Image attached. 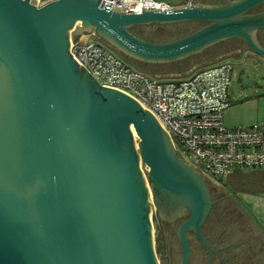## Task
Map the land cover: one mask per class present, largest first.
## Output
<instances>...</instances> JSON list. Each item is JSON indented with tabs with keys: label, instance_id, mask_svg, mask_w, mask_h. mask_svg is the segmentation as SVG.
I'll return each instance as SVG.
<instances>
[{
	"label": "water",
	"instance_id": "obj_1",
	"mask_svg": "<svg viewBox=\"0 0 264 264\" xmlns=\"http://www.w3.org/2000/svg\"><path fill=\"white\" fill-rule=\"evenodd\" d=\"M263 2L125 13L99 0H0V264H160L148 187L164 221L188 216L177 229L180 264L190 263L191 230L212 252L201 231L213 203L202 173L153 111L78 64L70 41L88 33L127 62L166 63L239 38L264 57L254 37L264 13L248 15ZM191 21L210 24L167 42L130 30Z\"/></svg>",
	"mask_w": 264,
	"mask_h": 264
},
{
	"label": "built area",
	"instance_id": "obj_2",
	"mask_svg": "<svg viewBox=\"0 0 264 264\" xmlns=\"http://www.w3.org/2000/svg\"><path fill=\"white\" fill-rule=\"evenodd\" d=\"M36 1L42 6L52 0ZM99 1L103 6L109 3V8H123L125 13L172 6L159 0ZM70 53L102 86L121 89L153 111L180 154L202 174L219 179L235 167H264V121L239 127L224 123V112L231 105L230 62L198 65L181 78L153 76L134 67L92 34L70 42Z\"/></svg>",
	"mask_w": 264,
	"mask_h": 264
},
{
	"label": "rangeland",
	"instance_id": "obj_3",
	"mask_svg": "<svg viewBox=\"0 0 264 264\" xmlns=\"http://www.w3.org/2000/svg\"><path fill=\"white\" fill-rule=\"evenodd\" d=\"M159 1L177 4L186 0ZM79 25H82L81 22H78L75 27ZM165 25L164 31L158 34L156 32H144L137 25L132 26L130 30L136 35V31L145 33L153 39V42H167L182 38L179 37L182 34L179 29L172 24ZM86 35L89 34L83 33L78 37ZM244 68L246 73L242 75L241 81H238L237 70L234 69L232 72L230 87L232 104L224 112V123L228 127L247 126L257 121H264V59L249 60L245 63ZM163 74L167 73H162L160 76H163ZM203 175L213 178L206 172H203ZM219 179L223 181L224 177ZM146 185L148 187L149 183L147 182ZM146 201L160 234V237L159 235L154 237L160 264H180L183 253L176 233L179 223H177L176 229L170 232L163 228L162 220L151 198L150 187H148ZM224 204L228 206L229 215H225L224 210L220 209L212 225L205 229L204 236L212 235L213 237V235H217L219 238L224 237L223 245H219L229 246L222 255L223 258L229 259L227 264H264V237L260 230L252 218L249 217V214L241 208L240 204L241 207L239 206L238 208L242 211V214L233 211L234 206L231 205L230 200L224 201ZM164 247L165 252L162 255V259L161 254L164 251ZM191 249L190 264H209L208 258L197 240L193 239ZM211 264H220V258L218 256L214 257Z\"/></svg>",
	"mask_w": 264,
	"mask_h": 264
},
{
	"label": "flooded vegetation",
	"instance_id": "obj_4",
	"mask_svg": "<svg viewBox=\"0 0 264 264\" xmlns=\"http://www.w3.org/2000/svg\"><path fill=\"white\" fill-rule=\"evenodd\" d=\"M189 23L193 26V28H197L196 30H199L200 28H203V27L207 26L208 24H210V22H204V21H191ZM137 26L140 27L141 30H143L144 32L149 31L151 33H154L156 31L163 32L166 25L165 24H163V25L162 24H152V25H137ZM136 33L138 36H141L142 38H144L146 40L153 41V39H151L145 33L138 32V31H136ZM261 40L262 41L264 40V35H262ZM244 46H245L244 42L239 38H227L225 40H222L216 44H213V45L207 47L201 53H197L193 56H190L186 59H182V60L177 61V62L152 63V62H145V61H141V60H137V59H130L129 63H131L133 66H135L136 68H138V69H140L146 73H152V74H154V76H160V75H162V73L164 71H169V73H173L176 70H180L183 66H185V64L190 63L191 60H201L200 63H198V65H202L203 62H206V61H211V60L217 59V58L222 59L220 56L224 52L229 51L230 49L231 50L236 49L237 51L238 50L239 51H238L237 55H235L234 57L231 58L232 59L231 61L234 63L233 71H234V69H236L238 79H241L242 75L246 73V69L244 68V65H245V63H247V61H249V60L254 61L256 59L257 60L258 59H264V57L258 56L256 54H254L252 51L245 52L243 49ZM117 54L123 58L122 55H120L119 53H117ZM240 74H242V75L239 76ZM175 150H176L178 155L183 157L177 149H175ZM202 177L204 178V181L206 182V184L209 187L211 199L213 202L212 206L210 208V212H209L206 220L203 222V224L201 226V231L205 235V229L212 225V223L214 222V218L218 215L220 209L224 210L225 215H229L230 211H228V206L226 204H224V201H227V200L231 201V205L234 206V208H233L234 212H239L240 214H242V211H240V209L238 208L240 205L234 199L230 198L227 194H225L222 191V189L216 187V185L214 184L215 178L213 179L209 176H204L203 174H202ZM159 216H160V214H159ZM160 218H161V216H160ZM187 218H188L187 215H183V216L178 217L174 221H164L162 218H161V220H162L163 228L170 232V231L176 229L177 223H179V225H180ZM188 238H189L190 244L193 241V239L197 240L199 242V244L202 246V248L206 254V257L208 258L209 264H211L214 257H217V256L220 257V264H227V262H229V259H225V257L224 258L222 257L225 249L229 248V246L228 245H225V246L219 245V244L223 245V242H224L223 238L224 237L219 238V236H217V235H213V237H212V235H209L206 237L207 242L210 244V247L213 248L212 252L208 251L206 249V247H204L202 245L199 237L197 236V234L194 230H191L188 232ZM190 261H191V259H190Z\"/></svg>",
	"mask_w": 264,
	"mask_h": 264
},
{
	"label": "crops",
	"instance_id": "obj_5",
	"mask_svg": "<svg viewBox=\"0 0 264 264\" xmlns=\"http://www.w3.org/2000/svg\"><path fill=\"white\" fill-rule=\"evenodd\" d=\"M238 2L240 0H186L185 2L172 4L171 5H184L187 3L191 4H210V6H225L230 2ZM264 13V2L253 10L249 11L248 15H259ZM262 35H264V27L256 29L254 32V37L256 41L260 43V45L264 46V40L262 41ZM242 40V39H241ZM245 44L244 51L250 52L251 49L246 41L242 40ZM236 50V49H234ZM234 50H229L224 52L220 57L222 59H214V60H221L224 62H231V58L237 55L238 51L234 52ZM232 51V52H231ZM230 52V53H229ZM227 53V54H226ZM211 60V61H214ZM209 62V61H207ZM205 63V62H203ZM194 66V65H193ZM190 67L188 73L191 71L190 69H194ZM186 71H180L175 73L173 72L172 75L168 72V75H163L166 77H173L178 76ZM231 99V98H230ZM232 104V100H231ZM231 106V105H230ZM214 184L217 188H220L227 194L230 198L234 199L238 204H240L245 210L246 213L249 214V217L252 218L257 228L260 230L261 234L264 237V167L260 168H243V167H235L231 170V172L224 177V180L216 179Z\"/></svg>",
	"mask_w": 264,
	"mask_h": 264
},
{
	"label": "trees",
	"instance_id": "obj_6",
	"mask_svg": "<svg viewBox=\"0 0 264 264\" xmlns=\"http://www.w3.org/2000/svg\"><path fill=\"white\" fill-rule=\"evenodd\" d=\"M172 25L175 26V28L179 29L182 32L181 36H179V37H184V36L192 33L193 31H195L197 29V28H193V26L189 22L176 23V24H172ZM156 33L158 34V33H160V31H156ZM200 61L201 60H191L190 63L185 64V66H183L180 70H176L174 73L180 72V71H186L190 67H192L193 65L200 63ZM168 72L169 71H164L163 73H168ZM148 74L154 76V74H152V73H148Z\"/></svg>",
	"mask_w": 264,
	"mask_h": 264
}]
</instances>
